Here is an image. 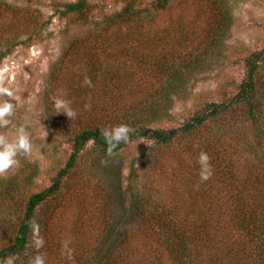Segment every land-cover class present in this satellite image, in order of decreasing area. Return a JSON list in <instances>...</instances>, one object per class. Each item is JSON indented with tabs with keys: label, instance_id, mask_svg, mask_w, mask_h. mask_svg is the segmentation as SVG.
<instances>
[{
	"label": "trees",
	"instance_id": "trees-1",
	"mask_svg": "<svg viewBox=\"0 0 264 264\" xmlns=\"http://www.w3.org/2000/svg\"><path fill=\"white\" fill-rule=\"evenodd\" d=\"M171 1L156 0L146 10L129 2L120 11L103 14L102 19L94 21L93 45L75 52V65L69 64L66 52L51 67L40 93L41 103L53 132L66 139L70 153L52 183L31 193L15 218L10 214L8 222L15 220L16 229L11 243L0 246V264L20 257L23 264H30L36 256L45 255L43 245L35 246L39 238L34 231L37 211L55 200L65 179L77 168L88 143L96 152L92 167L93 162L107 163L119 158L137 140L149 143L136 158L143 168L155 167L165 156V150L177 144L179 151L173 158L176 166L172 173L178 183L176 194L162 197L155 189L140 193L137 184L123 186L122 169L114 162L113 180H109V169L99 179L123 203L122 216L118 221L106 223L91 254L77 264H264V48L245 58L244 76L233 93L221 88L214 100L199 102L198 109L178 120L176 126L154 125L160 122L156 108L172 106L175 94L172 96L169 91L176 87L172 79L179 83V88L185 84L181 77L186 67L177 65L168 57L170 50H165L177 43V38L170 31L158 37L142 36L150 15L167 9ZM56 11L61 18L76 17L82 22L92 20L95 13L88 0L62 3ZM122 28L129 30L126 37L119 35ZM174 29L180 34V28ZM103 31L110 32L109 41L105 37L100 39ZM134 35L145 40L141 49ZM127 40L138 46V51L129 47L127 53L138 54L134 58L138 57V78L142 81L135 80L133 73L124 69L125 63L122 66L108 61L119 54L114 52L115 44L122 45ZM5 43L0 60L20 44L6 37ZM68 50L73 53L71 47ZM85 77L91 79V86L83 83ZM151 83L152 88L158 86L156 91L148 89ZM58 97L70 101L76 113L73 118L56 113L54 100ZM236 112L253 125L250 139L233 138L232 133L224 132L221 134L224 139L216 144H192V138L208 122L231 121ZM166 120L175 121L172 115ZM120 124L130 126V138L109 155L102 131ZM200 151L211 157L213 173L206 181L199 177ZM134 171L131 166L130 177ZM6 200L5 210L12 202L10 197ZM126 218L128 224L123 226Z\"/></svg>",
	"mask_w": 264,
	"mask_h": 264
},
{
	"label": "rangeland",
	"instance_id": "rangeland-1",
	"mask_svg": "<svg viewBox=\"0 0 264 264\" xmlns=\"http://www.w3.org/2000/svg\"><path fill=\"white\" fill-rule=\"evenodd\" d=\"M74 1L3 0L0 6V51L6 48L5 37L20 42L0 60V87L14 90V97L7 99L16 106L9 117L11 123L0 127V134L13 139L15 128L24 125L32 143L31 152L18 153V164L0 173V246L10 244L13 239L16 221L8 222L10 214L16 216L31 193L52 183L70 153L66 139L53 132L41 103L40 93L46 86L51 67L66 52L69 64L75 65V52H83L85 46L93 45L94 21L102 19L103 14L120 11L129 2L137 8L150 9L156 0H88L95 12L92 20L82 22L76 17H59L56 9L61 8L62 3ZM150 17L142 36L158 37L170 31V35L177 38V43L165 48L168 52L170 50L168 57L173 58L177 65L186 67L181 77L185 84L181 89L179 83L172 79L177 87L169 91L171 95L175 94L172 106L156 108L160 116V122L154 124L156 126H176L178 120L189 117L198 109L199 102L214 100L221 88L233 93L244 76L245 58L264 48V0H172L167 9L152 13ZM174 28H180V34ZM128 34L126 28L119 31L121 36ZM102 37L109 41L110 32H101L100 39ZM133 38L138 40L135 42L141 49L145 40L137 35ZM137 45L130 40L122 45L116 43L113 49L119 54L108 61L122 66L125 63L124 69L130 70L135 80L142 81L138 78V57L134 58L138 54L127 53L129 47L138 51ZM69 47L73 53L69 52ZM153 86L151 83L147 88ZM157 87L151 90L156 91ZM240 114L234 113L231 121L225 123L208 122L207 127L192 138V144H216L224 139L221 135L224 132L232 133L233 138L242 136L250 139L254 127ZM171 115L175 121L166 120ZM229 143L234 144L232 141ZM147 145L149 143L144 140L134 141L119 158L107 163L93 162L92 167L90 164L96 158V152L90 143L86 145L77 168L65 179L55 200L37 211V235L43 239L45 264H77L91 254L104 233L106 223L120 219L123 203L115 198L116 194L107 191L99 179L109 169V180H113L114 162H118L122 169L123 186L137 184L140 193L155 189L162 197L176 194L177 182L173 180L172 173L176 166L173 158L179 147L177 144L169 146L155 167L143 168L136 158ZM245 165L248 166V162ZM131 166L135 171L130 177ZM9 197L12 202L5 210L6 198ZM128 220L124 219L123 226L128 224ZM65 241L71 249L70 256L64 247ZM12 260L7 264L24 263L22 257Z\"/></svg>",
	"mask_w": 264,
	"mask_h": 264
},
{
	"label": "clouds",
	"instance_id": "clouds-1",
	"mask_svg": "<svg viewBox=\"0 0 264 264\" xmlns=\"http://www.w3.org/2000/svg\"><path fill=\"white\" fill-rule=\"evenodd\" d=\"M84 84L91 86L92 81L90 78L85 77ZM14 97V90L9 87H0V127L8 126L11 121L9 117L15 110V104L7 98ZM54 107L57 109L56 113H65L68 117L73 118L76 113L71 108L70 101L63 97H58L54 100ZM132 131L129 125L120 124L110 128H105L102 131V136L107 144L106 152L111 155L113 150L121 142L129 140V134ZM46 132L44 131V137ZM32 150V143L26 127L24 125L15 128V137L9 139L8 136L0 134V173H3L13 165L18 164V153H29ZM211 157L206 151H200L197 156V163L199 164V177L201 181L208 180L212 173L213 168L210 163ZM39 226H34V231L38 233ZM43 244V239L38 238L35 242L36 247ZM64 247L68 249L69 256L71 249L68 248V241L64 242ZM11 264V262H9ZM33 264H45L42 256H36Z\"/></svg>",
	"mask_w": 264,
	"mask_h": 264
}]
</instances>
